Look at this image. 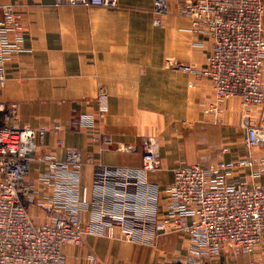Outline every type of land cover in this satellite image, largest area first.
Returning <instances> with one entry per match:
<instances>
[{"label": "crops", "instance_id": "obj_1", "mask_svg": "<svg viewBox=\"0 0 264 264\" xmlns=\"http://www.w3.org/2000/svg\"><path fill=\"white\" fill-rule=\"evenodd\" d=\"M2 2L13 5L25 31L21 50L5 64L0 102L16 104L18 125L48 128L27 176L34 188L30 216L36 223L50 219L53 213L45 204L51 190L40 178L52 161L64 162L68 150L76 149L79 179L70 197L77 201L74 214L82 223L107 220L99 213L122 215L130 227L146 233L145 239H165L169 254L161 256L162 263L187 264L185 243L174 233L155 230L173 171L247 157L245 123L264 122V104L244 112L240 99L231 97L221 105L218 121L204 116L202 108L214 96L211 83L184 67H202L210 45L191 30L189 17L174 12L175 0H162L164 13L158 17L153 0H118L114 8L55 0ZM262 67L264 81V60ZM90 117L98 120L93 128L83 125ZM183 120L193 125L185 127ZM56 125L59 130L53 129ZM144 137L157 141V171L142 169ZM107 138L112 145L104 143ZM119 143L132 150H117ZM260 153L264 144L252 155ZM257 181L264 182V176ZM116 232L114 238L87 234L80 245H66V264H92L93 259L98 264H151L149 252L118 243L124 237L120 229Z\"/></svg>", "mask_w": 264, "mask_h": 264}, {"label": "built area", "instance_id": "obj_2", "mask_svg": "<svg viewBox=\"0 0 264 264\" xmlns=\"http://www.w3.org/2000/svg\"><path fill=\"white\" fill-rule=\"evenodd\" d=\"M55 1L106 8L118 5V0ZM182 4L181 14L190 18L192 31L206 37L210 45L197 71V77L211 80L214 91V100L205 112L215 113L222 101L233 96L240 97L245 107L263 103L262 0H186ZM156 5L163 11L161 0ZM154 24L159 25L160 20L155 19ZM24 31L13 5L0 0V85L6 82L5 64L10 55L22 48ZM104 110L101 106L100 117ZM16 113V104L0 102V264H65L63 247L80 244L86 233L114 238L115 229L120 228L130 239L145 238L143 231L125 227L122 215L99 213L107 220L84 225L74 214L77 201L70 194H75L79 179L80 151L76 149L68 150L64 162L52 161L40 178L51 190L46 208L53 214L44 224H37L28 212L34 190L26 178L32 155L48 128L20 126ZM97 121L90 117L83 125L93 128ZM263 142V127L249 123L246 145L256 147ZM104 143L112 144L109 138ZM141 144L142 169L157 171L156 139L144 137ZM118 149L129 152L132 146L120 143ZM239 164L249 166L252 178L264 174V156ZM230 173L225 164L208 168L192 164L173 171L165 212L155 230L188 237L187 264H228L220 259L228 248L252 255L249 264H264V182L231 184L227 180ZM59 211L70 215L60 216ZM92 264L98 262L93 259Z\"/></svg>", "mask_w": 264, "mask_h": 264}, {"label": "rangeland", "instance_id": "obj_3", "mask_svg": "<svg viewBox=\"0 0 264 264\" xmlns=\"http://www.w3.org/2000/svg\"><path fill=\"white\" fill-rule=\"evenodd\" d=\"M184 1H186V0H175V10H174V12L176 11L177 12V14H180V15H182L181 13H182V8H183V4L182 3H184ZM161 2H162V0H161ZM262 2H263V14H262V23H263V26H264V0H262ZM153 9H154V14H155V16L156 17H158V16H160V15H162L164 12H162V11H159L158 9H157V5H156V0H153ZM157 19V18H156ZM192 30V29H191ZM194 32V31H193ZM263 60H264V57H263ZM262 64H263V62H262ZM173 66H174V64H172ZM172 67V66H171ZM175 67V66H174ZM178 67V66H177ZM202 67H198V68H195V67H184V69H186V70H188L189 72H191L192 74H194V76L197 78V79H199V78H207L209 81H210V83H211V86H212V82H211V80L208 78V77H206V76H202V75H200L199 77H197V71H199L200 69H201ZM261 72H260V81H261V84H262V86H263V88H264V81H263V76H262V74H263V67H261V70H260ZM192 84H189V86H191ZM212 89H213V86H212ZM213 94H214V91H213ZM233 97H237V96H233ZM229 98H231V97H229ZM229 98H227V99H229ZM239 99H240V106H241V108H242V110L244 111V112H248L249 110H251L252 109V107H254L255 105H249V106H247V107H245V106H243V104H242V100H241V98L240 97H238ZM227 99H225V100H227ZM214 100V96H213V98L211 99V101H209L208 103H206L205 105H204V107L202 108V112H203V114H204V116L207 118V119H210V120H212V121H218V119H219V110H220V108H221V105L224 103V101H222L220 104H219V106H218V110L215 112V113H213V114H209V113H207V112H205V109H207V107H208V105H209V103H211L212 101ZM262 105L264 104V102L263 103H261ZM257 105H259V104H257ZM181 123H182V125L183 126H185V127H191L192 125H193V123L191 122V121H188V120H183V121H181ZM249 123H252V124H256V125H259V126H262L263 127V129H264V122L261 120V121H257V122H254V121H247L245 124V146H246V148L248 149V151L250 152L249 153V155L247 156V157H245V158H242V159H239V160H236V161H234L233 163H230V164H228V166H229V170H230V175L227 177L228 179V182L229 183H231V184H238V183H247V184H251V183H253V182H258L257 181V179H259V177L258 178H252L251 177V175H250V169H249V166H240V164H239V162H242V161H250V160H252V159H257L259 156H264V153H260V154H258V155H252V153L254 152V150L256 149V148H258V147H260V146H262L263 144H264V142L261 144V145H259V146H256V147H248L247 145H246V128H247V126H248V124ZM105 141V140H104ZM120 144V143H119ZM119 144H116L115 145V147H116V149L117 150H119L118 149V146H119ZM110 145H112V144H110ZM120 151V150H119ZM34 154V153H33ZM32 157H33V155H32ZM195 164H197V163H195ZM220 164H222V163H220V162H217V163H211V164H209L208 166H205V167H203V166H201V165H199V166H201V167H203V168H208V167H210L211 165H220ZM192 165V164H191ZM245 177V180H243V181H240V182H237L236 180H233V177ZM261 176H264V174H262ZM260 176V177H261ZM26 181H28V179L26 178ZM29 182V181H28ZM31 185H32V183H31ZM32 188H33V186H32ZM33 190H34V188H33ZM34 194V193H33ZM29 204H30V202L28 203V207H29ZM45 207H47V205L45 204ZM47 209V208H46ZM48 210V209H47ZM49 211V210H48ZM29 212V211H28ZM37 224H44V222L43 223H37ZM84 226V225H83ZM125 227H127L129 230H131L132 232H134L133 231V228L132 227H130L129 226V224L128 223H125ZM117 229H120V228H117ZM136 232H138V231H136ZM115 233H116V235L115 236H117V232H116V229H115ZM171 233H174V235L176 236V238L175 239H177V238H179L181 241H183L184 243H185V255H187V257H188V243H189V239H188V237L186 236V235H184V234H181V233H177V232H171ZM88 233H86L85 235H84V237L87 235ZM120 234L121 235H123V239L124 240H120V239H118V243H121V244H126V245H128V247H131L132 248V250L133 249H139V250H141V251H143L144 249L146 250V252H149L150 253V255H151V257H153L152 258V261H150V263L151 264H164V263H162L161 261H160V259H161V256L165 259V257L166 256H168V250H167V244H165L166 242H165V239H161L160 241H154V239H150V237L148 236V238L147 239H145V238H143V240H142V238H140V237H133L132 239H130L129 237H127L126 235H125V233H124V231H123V229H120ZM84 237H83V239H84ZM140 238V239H139ZM165 238V237H164ZM126 239H128V241H126ZM116 240V239H115ZM82 242H83V240H82ZM81 242V243H82ZM169 242V241H168ZM80 243V244H81ZM80 244H77V245H80ZM67 245H73V244H67ZM66 246V245H65ZM64 246V247H65ZM64 247H63V250H64ZM63 255H64V252H63ZM252 255L250 256V254H246V253H243L242 251H240V250H237V249H233V248H228V249H226V250H224V252L222 253V255H221V257H220V259L221 260H225L228 264H249V261L252 259ZM64 263L66 264V260H65V256H64ZM263 263H264V258H263ZM170 264H172V263H170Z\"/></svg>", "mask_w": 264, "mask_h": 264}]
</instances>
